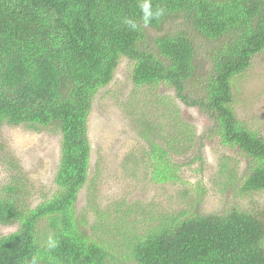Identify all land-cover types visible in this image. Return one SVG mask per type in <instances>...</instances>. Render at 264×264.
I'll return each mask as SVG.
<instances>
[{
    "label": "trees",
    "instance_id": "trees-1",
    "mask_svg": "<svg viewBox=\"0 0 264 264\" xmlns=\"http://www.w3.org/2000/svg\"><path fill=\"white\" fill-rule=\"evenodd\" d=\"M144 2L0 0V125L60 136L55 191L31 204L13 180L1 187L0 224L16 228L0 235V264H264V221L238 207L203 213L190 203L151 214L141 202H123L110 224L90 223L77 211L91 168L92 102L123 58L135 85L165 84L204 113L209 134L245 160L242 191L264 194V135L237 117L232 92L233 80L264 50V0H149L164 14L147 25ZM178 19L175 29L147 31ZM200 52L205 69L198 67ZM154 102L157 116L145 108L135 120L146 144L127 157L139 156L150 181L176 184L191 162L177 159L193 146L194 126L161 99ZM195 193L198 203L201 188Z\"/></svg>",
    "mask_w": 264,
    "mask_h": 264
},
{
    "label": "rangeland",
    "instance_id": "rangeland-1",
    "mask_svg": "<svg viewBox=\"0 0 264 264\" xmlns=\"http://www.w3.org/2000/svg\"><path fill=\"white\" fill-rule=\"evenodd\" d=\"M179 22V19L174 20L161 30L147 28V31L157 35L179 27ZM198 60V67L205 69L208 60L202 52ZM130 74V63L123 58L109 84L94 96L88 116L91 168L89 178L78 194L77 211L87 212L90 223L99 224L105 220L110 224L117 203L125 202L129 207L137 208L141 202L144 212L148 210L151 214L192 203L193 209L203 213H221L238 207L261 216L264 221V194L242 191L245 160L235 148L209 134V118L197 107L186 106L177 100L174 90L165 84L137 86ZM232 92L237 117L264 135V50L256 54L248 68L233 80ZM154 99H161L166 109L178 110L179 118L194 126L193 146L177 159L178 162H191L182 167V181L176 184L150 181L138 162L139 156L130 160L127 157L138 145L146 144L138 134L140 126L135 120L145 108L148 116H157ZM59 139L58 133L46 128L0 125V190L13 180L27 192L31 204L55 191L53 177L59 159ZM196 188L202 190L198 203ZM15 228V225L0 224V235ZM97 232L104 235L103 231Z\"/></svg>",
    "mask_w": 264,
    "mask_h": 264
},
{
    "label": "clouds",
    "instance_id": "clouds-1",
    "mask_svg": "<svg viewBox=\"0 0 264 264\" xmlns=\"http://www.w3.org/2000/svg\"><path fill=\"white\" fill-rule=\"evenodd\" d=\"M141 12H142L141 19L143 21V24L147 25L150 23L152 19L158 18L159 16L163 15L164 9L157 8L153 10L149 0H145V2L141 5ZM124 22L130 25L133 30H135L138 27L137 23L132 20L125 19ZM49 243H50V246H53L51 241Z\"/></svg>",
    "mask_w": 264,
    "mask_h": 264
}]
</instances>
